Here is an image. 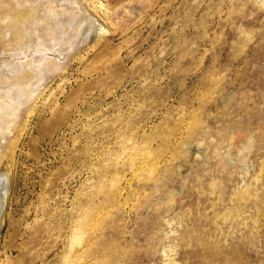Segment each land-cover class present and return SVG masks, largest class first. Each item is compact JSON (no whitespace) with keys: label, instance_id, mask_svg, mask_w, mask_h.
<instances>
[{"label":"rangeland","instance_id":"rangeland-1","mask_svg":"<svg viewBox=\"0 0 264 264\" xmlns=\"http://www.w3.org/2000/svg\"><path fill=\"white\" fill-rule=\"evenodd\" d=\"M5 174L0 264H264V0H0Z\"/></svg>","mask_w":264,"mask_h":264},{"label":"bare ground","instance_id":"bare-ground-1","mask_svg":"<svg viewBox=\"0 0 264 264\" xmlns=\"http://www.w3.org/2000/svg\"><path fill=\"white\" fill-rule=\"evenodd\" d=\"M3 176V175H2ZM1 176V177H2ZM0 177V230L2 228L3 211L8 197V176L5 174L3 178ZM168 254V253H166Z\"/></svg>","mask_w":264,"mask_h":264}]
</instances>
